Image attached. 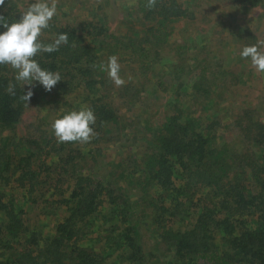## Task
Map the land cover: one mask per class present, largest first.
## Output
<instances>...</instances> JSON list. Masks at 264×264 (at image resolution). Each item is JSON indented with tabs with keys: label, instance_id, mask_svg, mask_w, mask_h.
Returning <instances> with one entry per match:
<instances>
[{
	"label": "rangeland",
	"instance_id": "1",
	"mask_svg": "<svg viewBox=\"0 0 264 264\" xmlns=\"http://www.w3.org/2000/svg\"><path fill=\"white\" fill-rule=\"evenodd\" d=\"M18 1L22 12L34 2ZM161 1H173L187 11V17L163 21L151 11L154 8L145 6L147 0H135L131 7V0H58L57 15L50 23L72 27L92 44L97 58L81 65L82 70L91 71V76L61 89L59 84L68 77L60 74L62 79L51 91L37 81L24 85L22 89L27 92L31 88L33 96L21 121L15 128L0 126V148L7 147L17 159L25 154V144L37 152L32 142L44 144L55 138L51 124L64 113L82 106L91 108L95 116V106L114 113L117 119L105 122L100 130L96 116L93 128L98 136L91 142H73L70 146L65 142V152L46 158L49 171H43V185L31 198L16 182L0 185L7 199L13 196L29 231L53 238L57 225L69 214L68 206L59 202L69 200L75 178L84 173L101 178L108 189L106 203L101 214L87 224L89 235L81 244L101 253L109 264H173L172 242L164 238L191 228L204 210L208 189L180 200L154 183L143 189L148 163L157 151L156 138L163 134L169 117L196 122L198 130L211 137L213 148H226L229 159L233 153L239 157L264 153V148L253 142L257 124L264 125V73L256 72L250 58L240 56L244 46L264 40V0L257 6L240 0L157 3ZM159 28L169 33L165 43L153 39ZM112 55L117 56L120 76L126 81L119 88L101 70ZM70 71L80 73L79 67ZM15 75L10 68V77L22 87ZM69 155L74 159L71 163H67ZM33 159L37 168L40 160ZM242 162L231 160L229 180L244 171ZM245 178L248 175L242 174L238 183L246 185ZM175 183L181 184L179 172ZM247 186L254 192L252 181ZM180 201L184 202L182 213L171 214ZM123 208L134 229V251L128 247L110 249L98 241L114 224L104 219L109 220L112 211ZM3 220L0 216V223ZM245 220L255 228L257 216ZM214 235L221 244L222 232L215 231ZM25 241L13 242L7 252L9 264H17ZM134 252L137 257L131 260ZM182 264H189L188 259ZM190 264L209 263L194 257Z\"/></svg>",
	"mask_w": 264,
	"mask_h": 264
},
{
	"label": "trees",
	"instance_id": "2",
	"mask_svg": "<svg viewBox=\"0 0 264 264\" xmlns=\"http://www.w3.org/2000/svg\"><path fill=\"white\" fill-rule=\"evenodd\" d=\"M240 1L252 6L261 3V0ZM151 11H155L156 16L163 21L187 17V11L173 1L156 3ZM21 13L18 0H5L4 5L0 6V15L9 23L19 20ZM5 30L0 25V33ZM60 33H68V45H62L59 51L40 53L34 59L42 69L65 74L68 80L59 84L61 89H65L73 81H83L91 76V71L82 70L81 65L97 58V52L83 35L69 26L50 23V27L43 30L40 39L44 43H51ZM168 37L169 33L159 28L153 39L158 43H165ZM78 67L80 73L70 71ZM10 82L16 85V96L5 91ZM23 91L10 77V66L0 65L1 127L15 128L21 121L29 107V102L27 107L19 100ZM95 109L99 119L96 126L99 130L105 122L117 119L113 112L104 107L95 106ZM254 135L253 142L264 148L263 124H257ZM210 138L198 130L196 122L183 121L178 116L169 117L164 124L163 134L156 138L157 151L151 157L144 176V191L154 183L164 191L172 192L179 200L182 197L190 198L203 189L209 190L204 210L194 225L184 231L171 232L169 240L164 238L167 243L170 240L172 242L171 251L175 257L173 264H182L184 259H188L190 264L194 257L209 264H264V153L260 157L253 154L239 157L233 153L229 159L226 148H213ZM32 143L38 151H31V147L25 144L22 148L26 151L25 154L17 159H13L7 147L0 148V185L9 186L16 182L27 192L29 198L43 185V171H49L50 167L45 164L46 158L65 152L67 146V143H57L54 137L47 139L44 144ZM72 143L68 142V146ZM35 157L40 160L38 169L35 167ZM235 158L243 161L247 167L244 166L243 172L235 174L229 180L231 160L235 161ZM73 160L72 156L67 157V163ZM176 172L180 173V186L175 183ZM242 174L248 175L245 178L246 185L238 183ZM250 181L253 182L255 193L253 188L248 189L247 183ZM107 193L108 189L101 178L88 173L78 175L69 200L59 202L68 206V216L57 225L53 238H44L41 234L29 231L22 212L16 209L13 196L7 199L8 195L0 192V216L4 218L0 223V264H9L7 252L12 250L13 242L21 238H25L26 245L17 264H66V258L68 264H109L101 253L81 244L89 235L87 224L101 214ZM183 209L184 202L180 201L171 214H180ZM252 215L257 216L254 229L245 220ZM104 221L114 224L107 230L106 236L98 238L99 242H104L110 249L121 250L128 247L134 251L137 248L135 239L131 237L134 229L130 227L125 208L112 211V218ZM215 231L223 234L221 244L217 243ZM133 255L131 260L137 257L135 252Z\"/></svg>",
	"mask_w": 264,
	"mask_h": 264
},
{
	"label": "clouds",
	"instance_id": "3",
	"mask_svg": "<svg viewBox=\"0 0 264 264\" xmlns=\"http://www.w3.org/2000/svg\"><path fill=\"white\" fill-rule=\"evenodd\" d=\"M5 0H0L3 6ZM135 0H131L129 7L133 6ZM157 0H147L146 7L152 9ZM58 0H34L21 13L19 20L9 23L0 15V25L5 31L0 33V65L10 66L16 73L15 80L24 85H33L39 82L46 91L62 79L59 72L42 69L34 59L40 53H52L59 51L62 45H68V33H60L51 43H44L40 39L43 30L50 27V22L57 15ZM241 58L249 59L257 73H264V40L257 39L252 45H247L240 51ZM120 64L118 58L112 55L108 58L106 65H101V70L107 73L108 78L119 88L126 81L120 76ZM131 80V76L128 77ZM16 85L9 83L5 91L16 96ZM33 96L31 88L19 97V100L28 107V102ZM96 123L94 111L82 106L79 110L64 113L51 124L57 143L78 142L86 144L98 136L93 125Z\"/></svg>",
	"mask_w": 264,
	"mask_h": 264
}]
</instances>
